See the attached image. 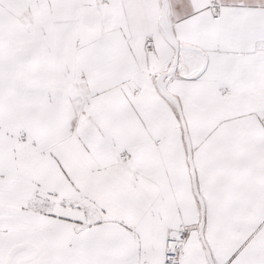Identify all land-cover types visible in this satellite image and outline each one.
<instances>
[{"label":"snow or ice","instance_id":"obj_1","mask_svg":"<svg viewBox=\"0 0 264 264\" xmlns=\"http://www.w3.org/2000/svg\"><path fill=\"white\" fill-rule=\"evenodd\" d=\"M0 264H264V0H0Z\"/></svg>","mask_w":264,"mask_h":264}]
</instances>
